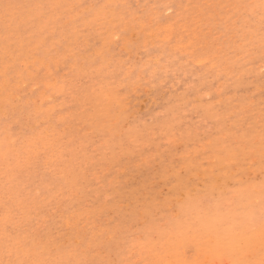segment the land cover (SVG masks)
Masks as SVG:
<instances>
[{
	"label": "rangeland",
	"instance_id": "1",
	"mask_svg": "<svg viewBox=\"0 0 264 264\" xmlns=\"http://www.w3.org/2000/svg\"><path fill=\"white\" fill-rule=\"evenodd\" d=\"M53 1L0 0V264H264V0Z\"/></svg>",
	"mask_w": 264,
	"mask_h": 264
},
{
	"label": "bare ground",
	"instance_id": "2",
	"mask_svg": "<svg viewBox=\"0 0 264 264\" xmlns=\"http://www.w3.org/2000/svg\"><path fill=\"white\" fill-rule=\"evenodd\" d=\"M5 1H6V0H5ZM8 1H10V0H7L6 4H7V3H10V2H8ZM23 1H24V0H23ZM46 1H48V0H46ZM57 1L59 2V0H57ZM57 1H53V3H54V2H57ZM72 1H73V0H72ZM85 1H87V0H85ZM88 1H89V0H88ZM93 1H94V0H93ZM106 1H107V0H106ZM174 1H175V0H174ZM251 1H253V0H251ZM3 2H4V1H3ZM3 2H2V3H3ZM17 2H18V1H17ZM29 2L31 3V1H29ZM33 2H34V1H33ZM43 2H45V1H43ZM51 2H52V0H51ZM58 2H57V3H58ZM74 2H75V1H74ZM83 2H84V1H83ZM95 2H98V1H95ZM0 3H1V2H0ZM11 3H12V2H11ZM18 3H19V2H18ZM24 3H27V2H24ZM30 3H29V4H30ZM45 3H46V2H45ZM64 3H65V2H64ZM64 3H63V4H64ZM71 3H73V2H71ZM75 3H76V2H75ZM77 3H79V2H77ZM88 3H89V2H88ZM101 3H102V2H101ZM160 3H161V2H160ZM162 3H163V2H162ZM166 3H167V2H166ZM188 3H189V2H188ZM200 3H201V2H200ZM249 3H250V2H249ZM6 4H4V5H6ZM21 4H22V2H21ZM21 4H18V5H21ZM46 4H47V3H46ZM60 4H61V3H60ZM66 4H67V3H65V5H66ZM91 4H93V3H91ZM11 5H12V4H11ZM18 5H17V6H18ZM35 5H36V4H35ZM43 5H44V4H43ZM55 5H56V7H57V4H56V3H55L53 6H55ZM75 5H76V4H75ZM89 5H90V4H89ZM89 5H86V6H89ZM110 5H111V4H110ZM39 6H40V5H39ZM63 6H64V5H63ZM67 6L69 7L70 5H67ZM72 6H74V3H73ZM72 6H71V7H72ZM103 6H104V5H103ZM153 6H155V5H153ZM153 6H152V7H153ZM158 6H159V5H158ZM233 6H234V5H233ZM31 7H33V4H32ZM37 7H38V6H37ZM59 7H60V6H59ZM59 7H58V8H59ZM64 7H65V6H64ZM81 7H82V6H81ZM91 7H92V6H91ZM49 8H50V7L48 6V9H49ZM86 8H87V7H86ZM107 8H108V7H107ZM113 8H114V7H113ZM150 8H151V7H150ZM150 8H149V9H150ZM2 9H3V8H2ZM4 9H5V8H4ZM30 9H31V8H28L27 10H30ZM38 9H39V10H42V9H40L39 7H38ZM48 9H46V11H45L46 14H47V16H48V13H47ZM50 9H51V8H50ZM50 9H49V10H50ZM64 9H65V8H64ZM64 9H63V10H64ZM93 9H94V8H93ZM93 9H92V10H93ZM95 9H96V7H95ZM110 9H111V8H110ZM149 9H148L147 11H149ZM22 10H23V9H21V11H22ZM52 10H53V8H52ZM61 10H62V8H61ZM61 10H60V11H61ZM77 10H78V9H77ZM77 10H76V8H75V10H74L75 12L73 13V15L76 14V11H77ZM86 10H87V9H86ZM100 10H101V9H99L98 11H100ZM108 10H109V8H108ZM140 10H142V9H140ZM197 10H198V9H197ZM213 10H214V9H213ZM11 11H14V10H11ZM58 11H59V10H58ZM79 11H83L82 8L79 9ZM103 11H104V10H103ZM105 11H107V10H105ZM225 11H226V10H225ZM3 12H6V10H4ZM55 12H56V11H55ZM92 12H93V11H92ZM110 12H111V11H109V13H110ZM151 12L154 13V11H151ZM21 13H22V12H21ZM53 13H54V12H53ZM78 13H79V12H78ZM82 13H83V12H82ZM88 13H89V12H88ZM90 13H91V12H90ZM116 13H117V12H116ZM149 13H150V12H149ZM176 13H177V12H176ZM176 13H175V14H176ZM10 14H11V13H10ZM14 14H15V13H14ZM17 14H18V13H17ZM40 14H42V13L40 12ZM56 14H57V13H56ZM158 14H159V13H158ZM25 15H26V14H25ZM35 15H36V14H35ZM73 15H72V16H73ZM84 15H85V14H84ZM86 15H87V13H86ZM104 15H105V13H104ZM172 15H173V14H172ZM208 15H209V14H208ZM257 15H258V14H257ZM15 16H16V15H15ZM17 16H18V15H17ZM47 16H46V17H47ZM51 16H52V15H51ZM64 16H65V15L63 14V16H61V17H64ZM66 16H67V15H66ZM69 16H70V18H71V15H69ZM69 16H68V18H67V21H68V22L70 21V20H68V19H69ZM77 16H78V15H76V17H77ZM136 16H137V15H136ZM13 17H14V16H13ZM31 17H32V16H31ZM81 17H82V16H81ZM96 17H98V16H96ZM105 17H106V16H105ZM120 17H121V16H120ZM180 17H181V16H180ZM186 17H187V16H186ZM186 17H185V18H186ZM18 18H19V17H18ZM21 18H22V17H21ZM57 18H58V17H56L55 19H56V20L61 19L60 17H59L58 19H57ZM73 18L76 19L75 17H73ZM73 18H72V19H73ZM135 18H136V17H135ZM149 18H150V17H149ZM221 18H222V17H221ZM252 18H254V17H252ZM8 19H9V17H8ZM74 19H73V20H74ZM88 19H90V18H88ZM109 19H110V18H109ZM109 19H108V20H109ZM116 19H117V18H116ZM128 19H129V18H128ZM158 19H159V18H158ZM198 19H199V18H198ZM213 19H214V18H213ZM27 20H29V19H27ZM45 20L48 21V19H44V21H45ZM53 20H54V19H53ZM73 20H72V21H73ZM108 20L106 19V21H108ZM112 20H113V19H112ZM132 20H133V19H132ZM149 20H150V19H149ZM149 20H148V21H149ZM42 21H43V18H42ZM51 21H52V20H51ZM59 21H60V20H59ZM64 21H65V20H64ZM64 21H63V22H64ZM76 21H77V20H76ZM88 21H89V20H88ZM104 21H105V20H104ZM154 21H155V20H154ZM179 21H180V20H179ZM263 21H264V20H263ZM10 22H11V20H10ZM22 22H23V21H22ZM101 22H102V21H101ZM124 22H126V21H124ZM140 22H141V21H140ZM195 22H196V21H195ZM195 22H194V23H195ZM47 23H48V22H47ZM61 23H62V22H61ZM66 23H67V22H66ZM71 23H72V22H70V24H71ZM73 23H74V22H73ZM76 23H77V22H76ZM86 23H87V21H86ZM134 23H137V22H134ZM149 23H150V22H149ZM149 23H148V24H149ZM263 23H264V22H263ZM7 24H8V23H7ZM24 24H25V23H24ZM38 24H39V23H37L36 26H37ZM45 24H46V23H45ZM57 24H58V23H57ZM64 24H65V22H64L62 25H64ZM95 24H96V23H95ZM97 24H98V23H97ZM188 24H189V23H188ZM215 24H216V23H215ZM8 25H9V24H8ZM8 25H7V27H8ZM29 25H30V24H29ZM41 25H42V24H41ZM43 25H44V23H43ZM58 25H59V24H58ZM84 25H85V24H84V21H83V26H84ZM88 25H89V24H88ZM124 25H125V24H124ZM124 25H122V26H124ZM135 25H136V24H135ZM138 25H139V24H138ZM178 25H181V24H178ZM225 25H226V24H225ZM259 25H260V24H259ZM259 25H258V26H259ZM0 26H1V25H0ZM16 26H18V25H16ZM27 26H28V25H27ZM38 26H40V25H38ZM46 26H48V24H47ZM51 26H52V25H51ZM60 26H61V24H60ZM69 26H70V25H69ZM89 26H90V25H89ZM113 26H115V23H113ZM125 26H126V25H125ZM142 26H143V25H142ZM142 26H141V27H142ZM149 26H150V25H149ZM158 26H159V25H158ZM164 26H165V25H164ZM166 26H167V25H166ZM234 26H235V25H234ZM254 26H255V25H254ZM1 27H2V26H1ZM3 27H4V26H3ZM11 27H12V26H11ZM31 27H32V26H31ZM129 27H130V26H129ZM194 27H195V26H194ZM23 28H24V27H23ZM53 28H54V27H53ZM66 28H67V27H66ZM82 28H83V27H80V29H82ZM95 28H97V27H95ZM255 28H256V27H255ZM37 29H39V28H37ZM78 29H79V28H78ZM104 29H106V28H104ZM143 29H144V28H143ZM167 29H168V27H167ZM170 29H171V28H169V30H170ZM177 29H179V28H177ZM3 30H4V29H3ZM53 30H54V29H53ZM60 30H61V29H60ZM123 30H124V29L122 28V32H123ZM140 30H142V29H140ZM182 30H184V29H181V31H182ZM39 31H41V29H40ZM74 31H75V30H74ZM74 31H72V32H74ZM95 31H96V30H95ZM138 31H139V30H138ZM239 31H240V30H239ZM252 31H253V30H252ZM261 31H262V30H261ZM263 31H264V30H263ZM72 32L69 31V33H72ZM97 32H98V30H97ZM102 32H103V31H102ZM140 32H141V31H140ZM159 32H160V31H159ZM178 32H179V31H178ZM240 32H241V31H240ZM27 33H28V32H27ZM32 33H33V32H32ZM32 33H31V34H32ZM46 33H47V32H46ZM67 33H68V32H67ZM138 33H139V32H138ZM252 33H253V32H252ZM11 34H12V33H11ZM29 34H30V33H29ZM43 34H45V32H44ZM78 34H80V33H78ZM110 34H112V31H111ZM132 34H133V33H132ZM148 34H149V33H148ZM152 34H153V33H152ZM169 34H170V32H169ZM186 34H187V33H186ZM186 34H185V35H186ZM188 34H189V33H188ZM256 34H257V33H256ZM36 35H37V33H36ZM48 35H49V32H48ZM68 35H70V34H68ZM105 35L108 36V33H105ZM240 35H242V34H240ZM8 36H9V35H8ZM11 36H13V35H11ZM18 36H19V33H18ZM39 36H40V35H39ZM53 36H54V35H53ZM53 36H52L51 38H53ZM106 36H105V37H106ZM149 36H150V35H149ZM151 36H152V35H151ZM166 36H168V34H167ZM205 36H206V35H205ZM231 36H232V34H231ZM258 36H259V35H258ZM45 37H46V36H45ZM102 37H103V36H102ZM108 37H110V36H108ZM111 37H112V36H111ZM162 37H163V36H162ZM169 37H170V36H168V39H169ZM15 38H16V36H15ZM99 38H101V37L99 36ZM114 38H115V37H114ZM114 38H113V40H114ZM129 38H130V37H129ZM154 38H155V37H154ZM193 38H196V37H193ZM214 38H215V37H214ZM236 38H237V37H236ZM248 38H249V37H248ZM251 38H252V37H251ZM260 38H261V37H260ZM40 39H42V38H40ZM56 39H57V38H56ZM58 39H59V38H58ZM72 39H73V38H72ZM108 39H109V38H108ZM108 39H107V40H108ZM111 39H112V38H110V40H111ZM143 39H145V38H143ZM156 39H158V38H156ZM162 39H163V38H162ZM196 39H197V38H196ZM15 40H16V39H15ZM42 40H43V39H42ZM46 40H47V39H46ZM68 40H69V39H68ZM73 40H74V39H73ZM81 40H82V39H81ZM123 40H124V39H123ZM164 40H167V39H164ZM181 40H182V39H181ZM213 40H214V39H213ZM235 40H236V39H235ZM245 40H246V39H245ZM61 41H62V40H61ZM108 41H109V40H108ZM108 41H105V42H108ZM127 41H128V40H127ZM148 41H149V40H148ZM257 41H258V40H256V42H257ZM6 42H7V41H6ZM6 42H4V43H6ZM13 42H14V41H13ZM44 42H45V40H44ZM53 42H54V41H53ZM83 42H84V41H83ZM129 42H130V41H129ZM190 42H191V41L188 42V45H189ZM258 42H259V41H258ZM24 43H26V42H23L22 44H24ZM40 43H41V42H40ZM101 43H102V42H100V44H101ZM121 43L124 44V42H121ZM144 43H145V42H144ZM146 43H147V42H146ZM191 43H192V42H191ZM204 43H206V42L204 41ZM8 44H9V43H8ZM32 44H33V43H32ZM34 44H35V43H34ZM34 44H33V45H34ZM38 44H39V43H38ZM57 44H58V43H57ZM63 44H64V42H63ZM108 44H109V42H108ZM244 44H245V42H244ZM17 45H18V44H17ZM33 45H31L30 47H32ZM58 45H60V44H58ZM101 45L103 46V44H101ZM124 45H125V44H124ZM126 45H127V44H126ZM177 45H178V44H177ZM177 45H176V46H177ZM229 45H230V44H229ZM258 45H259V44H258ZM2 46H3V45H2ZM2 46H0V47H2ZM18 46H21V44H19ZM84 46H85V45H84ZM104 46L106 47V45H104ZM104 46H103V47H104ZM127 46H128V45H127ZM186 46H187V43H186ZM251 46H252V45H251ZM39 47H40V46H39ZM43 47H44V46H43ZM51 47H52V45H51ZM51 47H50V45H49V48H51ZM103 47H102V48H103ZM8 48H9V47H8ZM20 48H21V47H20ZM33 48H35V47H32V49H33ZM44 48H45V47H44ZM44 48H43V49H44ZM52 48H54V47H52ZM96 48H97V47H96ZM100 48H101V47H100ZM118 48H119V47H118ZM215 48H218V47H215ZM251 48H252V47H251ZM32 49H29V50H32ZM43 49H42V52H43ZM57 49H58V48H57ZM59 49H60V48H59ZM110 49H111V48H110ZM120 49L122 50L121 46H120ZM201 49H203V48H201ZM201 49H200V50H201ZM12 50H13V49H11V51H12ZM27 50H28V48H27ZM27 50H26V51H27ZM55 50H56V48H55L53 51H55ZM67 50H68V49H67ZM102 50H103V49H102ZM102 50H100V51H102ZM123 50H124V49H123ZM182 50H183V49H182ZM182 50H181V51H182ZM194 50H195V49H194ZM200 50H199V51H200ZM235 50H236V49H235ZM32 51H33V50H32ZM39 51H40V50H39ZM106 51H107V48H106ZM114 51H115V50H113V52H114ZM19 52H20V51H19ZM33 52H34V51H33ZM42 52H41V53H42ZM45 52L47 53L48 51H45ZM51 52H52V51H51ZM55 52H56V51H55ZM110 52H111V51H110ZM110 52H109V53H110ZM148 52H149V51H148ZM185 52H186V51H185ZM190 52H192V50H191ZM217 52H218V51H217ZM226 52H227V51H226ZM232 52H234V51H232ZM247 52H248V51H247ZM24 53H25V52H24ZM26 53H27V52H26ZM29 53H30V52H29ZM36 53H37V52H36ZM116 53H117V52H116ZM235 53H236V52H235ZM249 53H250V52H249ZM16 54H17V53H16ZM27 54H28V53H27ZM42 54H43V53H42ZM42 54H41L40 56H43ZM69 54H71V53H69ZM104 54H105V53H104ZM106 54H108V53H106ZM110 54H111V53H110ZM30 55H31V57L34 56V55H32V54H30ZM49 55H50V52H49ZM49 55H48V56H49ZM53 55H54V54H53ZM57 55H58V54H57ZM77 55H78V54H77ZM77 55H75V56H77ZM95 55H97V54H95ZM102 55H103V53H102ZM250 55H251V54H250ZM261 55H262V54H261ZM1 56H2V55H1ZM21 56H22V54H21ZM23 56H24V55H23ZM23 56H22V57H23ZM46 56H47V55H46ZM69 56H70V55H69ZM75 56H73V57H75ZM97 56H98V55H97ZM159 56H160V55H159ZM185 56H186V55H185ZM26 57H28V56H26ZM31 57H29L30 60H31ZM89 57H90V55H89ZM123 57H124V56H123ZM177 57H178V56H177ZM213 57H215V56H213ZM216 57H217V56H216ZM16 58H18V57H16ZM53 58H54V57H53ZM57 58H58V56H57ZM62 58H64V57H62V55H61V58H60V59H61V60H64V59H62ZM93 58H94V57H93ZM100 58L102 59V57H100ZM104 58H105V57H104ZM135 58H136V57H135ZM211 58H212V57H211ZM226 58H227V57L225 56L224 59H226ZM245 58H246V57H245ZM250 58H251V57H250ZM252 58H253V57H252ZM7 59H8V58H7ZM20 59H23V58H20ZM27 59H28V58H27ZM32 59H33V58H32ZM35 59H36V58H35ZM37 59H38V57H37ZM41 59H42V58H41ZM60 59H56V61H57V60H60ZM73 59H74V58H73ZM78 59H79V58H78ZM47 60H48V59H47ZM53 60H54V59H53ZM74 60H75V59H74ZM82 60H83V59H82ZM86 60H87V59H86ZM116 60H117V59H116ZM128 60H129V59H128ZM150 60H151V59H150ZM233 60H234V59H233ZM1 61H2V60H1ZM12 61H13V60H12ZM18 61H20V60H18ZM21 61H22V60H21ZM39 61H40V59H39ZM45 61H46V60H45ZM49 61H51V60L49 59ZM54 61H55V60H54ZM56 61H55V62H56ZM91 61H92V60H91ZM96 61H97V59H96ZM114 61H115V60H114ZM202 61H203V60H202ZM202 61H200V63H201ZM219 61L222 63V60H220V58H219ZM240 61H243V60H240ZM22 62H23V61H22ZM27 62H28V61H27ZM43 62H44V61H43ZM55 62H53V64H54ZM61 62H62V61H60V62H58V63H61ZM78 62H79V61H78ZM98 62H99V61H98ZM117 62H118V61H116V63H117ZM119 62H120V61H119ZM172 62H173V61H172ZM226 62H227V61H226ZM236 62H237V61H236ZM12 63H13V62H12ZM16 63H17V62H16ZM24 63H25V62H24ZM30 63H32V61H30ZM37 63H38V61H37ZM48 63H49V62H48ZM51 63H52V61H51ZM74 63H75V62H74ZM74 63H73V65H74ZM76 63H77V62H76ZM85 63H86V62H84L83 64H85ZM89 63H90V62H88V64H89ZM94 63H95V62H94ZM106 63H107V62H106ZM130 63H131V62H130ZM145 63H146V62H145ZM145 63H143V64H145ZM154 63H155V62H154ZM198 63H199V62H198ZM200 63H199V64H200ZM206 63H207V60H206ZM206 63H205V64H206ZM234 63H235V62H234ZM49 64H50V63H49ZM67 64H69V63H67ZM83 64H82V65H83ZM90 64H91V63H90ZM121 64H122V63H120V65H121ZM172 64H173V63H172ZM196 64H197V63H196ZM205 64H204V65H205ZM236 64H237V63H236ZM17 65H18V64H17ZM22 65H23V64H22ZM59 65H60V64H59ZM59 65H57V66H59ZM106 65H108V64H106ZM106 65H105V66H106ZM112 65H113V64H112ZM117 65L119 66L118 63H117ZM117 65H116V66H117ZM124 65H125V63H124ZM178 65H179V64H178ZM216 65H217V64H216ZM6 66H7V65H5L4 67H6ZM30 66H31V65H30ZM32 66H33V64H32ZM69 66L72 67L71 65H69ZM74 66H75V65H74ZM84 66H85V65H84ZM86 66H87V63H86ZM98 66H99V65H98ZM98 66H97V67H98ZM102 66H103V65H102ZM102 66H101V68H102ZM109 66H110V65H109ZM116 66H115V68H116ZM127 66H128V65H127ZM127 66L125 65V67H127ZM146 66H147V65H146ZM161 66H162V65H161ZM166 66H167V65H166ZM168 66H169V65H168ZM194 66H195V65H194ZM210 66H212V65H210ZM225 66H226V65H225ZM225 66H224V68H225ZM231 66H233V64H232ZM20 67L23 68L24 66H21V65H20ZM45 67H46V66H45ZM77 67H78V66H77ZM99 67H100V66H99ZM99 67H98V68H99ZM112 67H113V66H112ZM133 67H134V65H133ZM249 67H250V66H249ZM32 68H33V67H32ZM32 68H30V69L27 68V69H28V71L30 72V70H31ZM37 68H38V67H37ZM46 68H47V67H46ZM48 68H49V67H48ZM73 68H75V67H72V69H73ZM78 68H79V67H78ZM92 68H93V66H92ZM98 68H97V69H98ZM109 68H110V67H109ZM123 68H124V67H123ZM138 68H139V67H138ZM143 68H144V67H143ZM143 68H142V69H143ZM159 68H160V67H159ZM166 68H167V67H166ZM179 68H180V67H179ZM185 68H186V67H185ZM208 68H209V67H208ZM239 68H240V67H239ZM247 68H248V67H247ZM263 68H264V67H263ZM4 69H5V68H4ZM4 69H3V71H5ZM16 69H17V67H16ZM19 69L21 70V68H19ZM23 69H24V68H23ZM55 69H56V66H55ZM90 69H91V67H90ZM93 69H95V67H94ZM102 69H103V68H102ZM104 69H105V68H104ZM111 69H112V68H111ZM125 69H126V68H125ZM131 69H132V68H131ZM131 69L128 70V72H133L132 70H135L134 68H133L132 70H131ZM161 69H162V68H161ZM25 70H26V69H25ZM37 70H38V69H37ZM39 70H40V69H39ZM64 70H65V68H64ZM73 70H74V69H73ZM85 70H86V69H85ZM108 70L110 71V69H108ZM114 70H115V69H114ZM114 70H113V71H114ZM152 70H153V69H152ZM182 70H183V69H182ZM203 70H204V69H203ZM229 70H230V69H229ZM239 70H240V69H239ZM22 71H23V70H22ZM53 71H54V70H53ZM65 71H66V70H65ZM69 71H70V70H69ZM78 71H79V70H78ZM78 71H77V72H78ZM87 71H88V70H87ZM95 71H96V69H95ZM119 71H121V70H119ZM122 71H123V70H122ZM122 71H121V72H122ZM141 71H142V70H141ZM141 71H140V72H141ZM187 71H188V70H187ZM200 71H201V70H200ZM248 71H249V70H248ZM10 72L12 73V70H11ZM14 72H15V71H14ZM66 72H67V71H66ZM80 72H81V71H80ZM83 72H84V71H83ZM89 72H90V71H89ZM154 72H155V71H154ZM165 72H166V71H165ZM203 72H204V71H203ZM16 73H18V72H16ZM50 73H51V72H50ZM50 73H49V74H50ZM56 73H57V72H56ZM100 73H101V72H100ZM148 73H149V72H148ZM230 73H231V72H230ZM2 74H3V73H2ZM22 74H23V73H22ZM30 74H31V73H30ZM38 74H39V73H38ZM45 74H46V73H45ZM45 74H44V75H45ZM49 74H48V75H49ZM53 74H55V73H53ZM64 74H65V72H64ZM64 74H63V75H64ZM82 74H83V73H82ZM143 74H144V73H143ZM173 74H174V73H173ZM203 74H204V73H203ZM7 75H8V73H7ZM9 75H10V74H9ZM14 75H15V74H14ZM17 75H18V74H17ZM31 75H32V74H31ZM33 75H35V74H33ZM42 75H43V74H42ZM55 75H57V74H55ZM87 75H88V72H87ZM126 75H127V74H126ZM128 75H129V73H128ZM214 75H215V74H214ZM217 75H218V74H217ZM1 76H2V75H1ZM58 76H59V74H58ZM60 76H61V75H60ZM84 76H85V75H84ZM141 76H142V75H141ZM197 76H198V74H197ZM199 76H200V75H199ZM6 77H7V76H6ZM6 77H5V78H6ZM22 77H23V76H22ZM175 77H176V76H175ZM182 77H183V76H182ZM14 78H15V76H14ZM23 78H24V77H23ZM29 78H30V77H29ZM34 78H35V77H34ZM54 78H55V77H54ZM122 78H123V77H122ZM215 78H216V77H215ZM63 79H65V77H64ZM63 79H62V82H64ZM120 79H121V78H120ZM120 79H119V80H120ZM137 79H138V78H137ZM0 80L3 81L2 79H0ZM7 80H8V79H7ZM7 80H6V81H7ZM9 80H10V79H9ZM22 80H23V79H22ZM56 80H57V79H56ZM56 80H55V82H56ZM129 80H130V79H129ZM215 80H216V79H215ZM224 80H225V78H224ZM1 81H0V82H1ZM11 81H12V80H11ZM18 81H20V80L18 79ZM29 81H31V80L29 79ZM38 81H39V80H38ZM59 81H60V80H59ZM133 81H135V80H133ZM133 81H132V82H133ZM23 82H24V80H23ZM27 82H28V81H27ZM35 82H37L36 79H35ZM77 82H78V81H77ZM120 82H121V84H122V81H120ZM130 82H131V80H130ZM165 82H167V81H165ZM168 82H169V81H168ZM9 83H10V82H9ZM37 83H39V82H37ZM1 84L3 85L4 83H1ZM22 84H23V83H22ZM24 84H25V83H24ZM39 84H40V83H39ZM51 84H52V83H51ZM114 84H115V83H114ZM124 84H125V83H124ZM126 84H129L128 81H126ZM220 84H221V83H220ZM37 85H38V84H37ZM118 85H119V84H118ZM118 85H117V86H118ZM122 85H123V84H122ZM130 85H131V84H130ZM221 85H222V84H221ZM221 85H220V87H221ZM223 85H224V84H223ZM0 86H1V85H0ZM3 86H4V85H3ZM11 86H12V85H11ZM11 86H10V87H11ZM18 86H19V85H18ZM21 86H22V85H21ZM58 86H59V85H58ZM152 86H153V85H152ZM216 86H217V85H216ZM12 87H13V86H12ZM15 87H16V86H15ZM48 87H49V85H48ZM56 87H57V86H56ZM63 87H65V86H63ZM128 87H130V86H128ZM135 87H136V86H135ZM3 88H5V87H3ZM7 88H8V87H7ZM33 88H35V87L33 86ZM33 88H31V89H32L31 91H33ZM36 88H37V87H36ZM200 88H201V87H200ZM221 88H222V87H221ZM23 89H24V88H23ZM59 89H60V86H59ZM61 89H62V88H61ZM201 89H202V88H201ZM253 89H254V88H253ZM7 90H8V89H7ZM11 90H12V89H11ZM36 90H37V89H36ZM54 90H55V89H54ZM20 91H21V89H20ZM20 91H19V92H20ZM52 91H53V90H52ZM204 91H205V90H204ZM204 91H203V92H204ZM256 91H257V90H256ZM9 92H10V91H9ZM9 92L7 91L8 95H9ZM42 92L45 93V91H43V90H42ZM50 92H51V91H50ZM199 92H200V91H199ZM201 92H202V91H201ZM3 93H4V92H3ZM3 93H2V95H3ZM11 93H12V91L10 92V94H11ZM59 93H60V91H59ZM257 93H258V92H257ZM12 94H13V93H12ZM12 94H11V95H12ZM17 94H18V93H17ZM25 94H26V92H25ZM41 94H42V93H40V95H41ZM68 94H69V93H68ZM160 94H161V93H160ZM205 94H206V93H205ZM207 94H208V92H207ZM242 94H243V93H242ZM4 95H5V93H4ZM6 96H7V95H6ZM205 96H207V97H206V99H207V98H208V95H205ZM232 96H233V95H232ZM8 97H9V96H8ZM8 97H7V98H8ZM12 97H13V96H12ZM51 98H52V97H51ZM2 99H3V98H2ZM13 99H14V98H13ZM53 99H54V98H53ZM250 99H251V98H250ZM4 100H5V99H4ZM7 100H8V99H7ZM45 100H46V99H45ZM49 100H50V99H49ZM0 101H1V98H0ZM220 101H221V100H220ZM6 102H7V101H6ZM218 102H219V101H218ZM0 103H1V102H0ZM7 103H8V102H7ZM2 105H3V101H2ZM19 105H20V104H19ZM0 106H1V105H0ZM11 106H13V105H11ZM20 106H21V105H20ZM28 106H29V105H28ZM142 106H143V105H142ZM211 106H213V104H212ZM26 107H27V105H26ZM19 108H20V107H19ZM37 108H38V105H37ZM106 108H107V107H106ZM203 108H204V106H203ZM12 109H13V108H12ZM209 109H211V108H209ZM2 111H3V110H2ZM36 111H37V110H36ZM163 111H164V110H163ZM11 112H12V111H11ZM34 112H35V111H34ZM116 112H117V111H116ZM2 113H3V112H2ZM2 113H0V114H2ZM26 113H27V112H26ZM38 113H39V112H38ZM50 113H51V111H50ZM103 113H105V112H103ZM210 113H211V112H210ZM32 114H33V113H32ZM48 114H49V113H48ZM2 116H4V115H2ZM8 116H9V115H8ZM61 116H62V115H61ZM63 116H64V115H63ZM105 116H106V115H105ZM154 116H155V115H154ZM194 116H195V115H194ZM5 117H6V116H5ZM32 117H33V116H32ZM26 118H27V117H26ZM155 118H156V117H155ZM15 120H17V118H16ZM40 121H41V120H40ZM61 121H62V119H61ZM212 121H213V120H212ZM35 125H36V124H35ZM257 125H258V124H257ZM32 126H33V125H32ZM207 126H208V125H207ZM8 127H9V126H8ZM33 127H34V126H33ZM51 128H52V126H51ZM6 129H7V128H6ZM34 129H35V128H34ZM41 129H42V128H41ZM62 130H63V129H62ZM40 131H41V130H40ZM43 131H44V130H43ZM51 131H52V130H51ZM48 133H49V132H48ZM4 134H5V133H4ZM21 134H23V132H22ZM52 134H54V133H52ZM5 135H6V134H5ZM5 135H4V136H5ZM32 135H33V134H32ZM6 136H7V135H6ZM9 136H10V135H9ZM25 136H26V135H25ZM28 136H29V135H28ZM37 136H38V135H37ZM50 136H51V135H50ZM26 137H27V136H26ZM33 137H35V136H33ZM13 138H14V137H13ZM37 138H38V137H37ZM41 138H42V137H41ZM50 138H51V137H50ZM52 138H53V137H52ZM57 138L59 139V137H57ZM11 139H12V138H11ZM31 139H32V138H31ZM58 139H56V140H58ZM61 139H63V138H61ZM7 140H8V139H7ZM48 140H49V139H48ZM51 140H54V139H51ZM51 140H50V141H51ZM8 141H10V140H8ZM23 141H24V140H23ZM32 141H33V140H32ZM39 141H40V140H39ZM0 142H1V141H0ZM10 142H11V141H10ZM13 142H14V141H13ZM37 142H38V141H36V143H37ZM54 142H55V141H54ZM218 142H219V141H218ZM8 143H9V142H8ZM28 143H30V142H28ZM39 143H40V142H39ZM260 143H261V142H260ZM17 144H18V143H17ZM34 144H35V143H34ZM42 144H43V142H42ZM45 144H46V143H45ZM12 145H13V144H12ZM30 145H31V143H30ZM39 145H41V144H39ZM35 146L37 147V145H35ZM35 146H33V147H35ZM48 146H49V145H48ZM53 146H54V144H53ZM53 146H51V147L53 148ZM16 147H17V146H16ZM44 147H45V146H44ZM46 148H47V147H46ZM62 148H63V147H62ZM20 149H21V148H20ZM30 149H31V148H30ZM47 150H48V149H47ZM50 150H51V149H50ZM53 150H54V149H53ZM3 151H4V150H3ZM34 151H35V150H34ZM41 151H42V150H41ZM61 151H62V150H61ZM215 151H216V150H215ZM241 151H242V150H241ZM36 152H38V151H36ZM39 152H40V150H39ZM45 152H46V151H45ZM58 152H59V151H58ZM210 152H211V151H210ZM1 153H2V152H1ZM1 153H0V155H1ZM27 153H29V155H30L32 152L30 153V152H27V151H26V154H27ZM33 153H34V152H33ZM3 154H4V152H3ZM55 154H56V153H55ZM223 154H224V153H223ZM50 155H51V154H50ZM58 155L60 156V154H58ZM63 155H64V154H63ZM30 156H32V155H30ZM34 156H35V155H34ZM38 156H39V155H38ZM1 157L3 158L4 156H1ZM28 157H29V156H28ZM28 157H27V158H28ZM32 157H33V156H32ZM32 157H31V158H32ZM54 157H55V156H54ZM56 157H57V156H56ZM4 158H5V157H4ZM23 158H25V157L23 156ZM31 158H30V159H31ZM34 158H36V157H34ZM47 158H48V157H47ZM47 158H46V159H47ZM58 158H59V157H58ZM21 159H22V157H21ZM25 159H26V158H25ZM28 159H29V158H28ZM184 159H185V158H184ZM188 159H189V158H188ZM57 160H58V159H57ZM233 160H234V159H233ZM18 161H20V160H18ZM28 161H29V160H28ZM32 161H33V160H32ZM35 161H36V160H35ZM35 161H33V162H35ZM44 161H45V160H44ZM50 161H55V159H54V160L51 159ZM237 161H238V160H237ZM244 162H245V161H244ZM22 163H23V162H22ZM28 163H29V162H28ZM219 163H220V162H219ZM3 164L5 165L4 162H3ZM3 164H2V165H3ZM23 164H26V163L24 162ZM45 164H46V163H45ZM47 164H48V163H47ZM17 165H18V164H17ZM6 166L8 167V164H7ZM6 166H4V167H6ZM215 166H216V165H215ZM16 167H17V166H16ZM16 167H15V168H16ZM49 167H50V166H49ZM45 168H46V167H45ZM48 169H49V168H48ZM152 169H153V168H152ZM193 170H194V169H193ZM205 170H206V169H205ZM258 170H259V169H258ZM13 171H14V169L12 170V172H13ZM1 172H2V171H1ZM3 172H4V171H3ZM3 172H2V173H3ZM48 172H49V171H48ZM58 172H59V171H58ZM105 172H106V171H105ZM181 172H182V171H181ZM4 173H7V172H4ZM4 173L1 174V175H4ZM149 173H150V172H149ZM7 174H9V173H7ZM11 174H12V173H11ZM8 176H9V175H8ZM203 177H204V176H203ZM213 178H214V177H213ZM241 178H242V177H241ZM150 179H151V178H150ZM206 179H207V178H206ZM260 179H261V178H260ZM5 180H7V179L5 178V179H4V182H5ZM9 180H10V179H9ZM128 180H129V179H128ZM188 180H189V179H188ZM1 181H2V180H1ZM97 181H98V180H97ZM2 182H3V181H2ZM2 182H1V183H2ZM139 182H140V181H139ZM193 182H194V181H193ZM6 183H7V182H6ZM6 183H5V184H6ZM10 183H11V182H10ZM18 183H19V182H18ZM147 183H148V182H147ZM187 183H188V182H187ZM207 183H208V181H207ZM19 184H20V183H19ZM181 184H182V183H181ZM196 184H197V183H196ZM201 184H202V183H201ZM215 184H216V183H215ZM244 184H245V183H244ZM184 185H186V183H185ZM4 186H5V185H4ZM5 188H7V187H5ZM137 189H138V188H137ZM159 189H160V188H159ZM12 190H13V189H12ZM12 190H11V191H12ZM0 191H1V190H0ZM189 191H190V190H189ZM133 192H134V191H133ZM225 192H226V191H225ZM5 193H6V192H5ZM5 193H4V195H6ZM9 193H10V192H9ZM9 193H8V194H9ZM11 193H12V192H11ZM75 193H76V192H75ZM233 193H234V192H233ZM155 194H156V193H155ZM198 194H199V192H198ZM200 194H201V193H200ZM228 194H229V193H228ZM1 195H2V193L0 194V198L3 197V196H1ZM171 195H172V194H171ZM189 195H190V194H189ZM202 195H203V194H202ZM254 195H255V194H254ZM164 196H165V195H164ZM18 197H19V196H18ZM167 197H168V196H167ZM15 198H16V197H15ZM262 198H263V197H262ZM206 199H207V198H206ZM9 200H10V199H9ZM40 200H41V199H40ZM228 201H229V200H228ZM262 201H263V200H262ZM226 202H227V201H226ZM257 202H258V201H257ZM153 203H154V202H153ZM156 203H157V202H156ZM207 204H208V203H207ZM86 205H87V204H86ZM204 205H205V203H204ZM0 206H1V204H0ZM2 206H3V204H2ZM12 206H13V205H12ZM2 208H3V207H2ZM168 209H169V208H168ZM172 209H173V208H172ZM54 211H55V210H54ZM214 211H215V210H214ZM239 211H240V210H239ZM3 212L5 213V211H3ZM60 212H61V211H60ZM77 212H78V211H77ZM77 212H76V213H77ZM80 212H81V211H80ZM199 212H200V211H199ZM243 212H244V211H243ZM4 213H3V214H4ZM155 213H156V212H155ZM238 213H239V212H238ZM67 214H68V213H67ZM69 214H70V213H69ZM77 214H78V213H77ZM246 214H247V213H246ZM154 215H155V214H154ZM257 215H258V214H257ZM63 216H64V215H63ZM63 216H62V217H63ZM112 216H113V215H112ZM47 217H48V216H47ZM70 217H71V215H70ZM70 217H68V218L70 219ZM72 217H74V216H72ZM72 217H71V219H72ZM113 217H114V216H113ZM159 218H160V217H159ZM86 219L88 220L87 217H86ZM6 220H7V219H6ZM14 220H15L14 218H13V220H12V218H11V221H14ZM65 220H66V219H65ZM67 220H68V219H67ZM7 221H8V220H7ZM9 221H10V220H9ZM64 222L66 223V221H64ZM64 222H63V223H64ZM143 222H144V221H143ZM84 223H85V222H84ZM84 223H82V225H84ZM223 223H224V222H223ZM72 224H73V223H72ZM78 224H79V223H78ZM80 224H81V223H80ZM242 224H243V223H242ZM63 225H64V224H63ZM63 225H62V226H63ZM73 225H74V224H73ZM0 226H1V225H0ZM14 226H15V225H14ZM66 226H67V225H66ZM223 226H224V225H223ZM231 226H232V225H231ZM15 227H16V226H15ZM81 227L83 228L84 226H81ZM97 227H99V226L97 225ZM10 228H11V227H10ZM12 228H13V227H12ZM12 228H11V229H12ZM65 230H66V229H65ZM98 230H99V229H98ZM109 230H110V229H109ZM256 230H257V229H256ZM99 232H100V231H99ZM84 233H85V232H84ZM91 233H92V232H91ZM91 233H90V234H91ZM246 233H247V232H246ZM95 234H96V233H95ZM95 234H94V235H95ZM18 235H19V234H18ZM94 235L92 234V236H94ZM104 236H105V235H104ZM187 236H188V235H187ZM209 236H210V235H209ZM233 238H234V237H233ZM236 238H237V237H236ZM68 240H69V239H68ZM108 240H109V239H108ZM75 242H76V241H75ZM84 242H85V241H84ZM254 242H255V241H254ZM137 243H138V242H137ZM241 244H242V243H241ZM136 245L138 246V244H136ZM80 246H81V245H80ZM111 246H112V245H111ZM135 247H136V246H135ZM140 247H142V246H140ZM232 247H233V246H232ZM202 248H204V247H202ZM217 249H218V248H217ZM261 249H262V248H261ZM34 250H35V249H34ZM236 250H237V249H236ZM24 251H25V250H24ZM82 251H83V250H82ZM159 251H160V250H159ZM248 251H249V250H248ZM34 252H35V251H34ZM140 252H142V251H140ZM157 252H158V251H157ZM170 252H171V251H170ZM174 252H175V251H174ZM256 252H257V251H256ZM128 253H129V252H128ZM195 253H196V252H195ZM73 254H74V253H73ZM11 255H12V254H11ZM233 255H234V254H233ZM139 256H140V255H139ZM263 256H264V255H263ZM3 257H4V256H3ZM53 257H54V256H53ZM134 257H135V256H134ZM137 257H138V256H137ZM205 257H206V256H205ZM242 257H243V256H242ZM242 257H241V258H242ZM202 258H203V257H202ZM250 258H251V257H250ZM51 259H52V258H51ZM80 259H81V258H80ZM137 259H138V258H137ZM245 259H246V258H245ZM251 259H252V258H251ZM31 260H32V258H31ZM114 260H115V259H114ZM126 261H127V260H126ZM135 261H136V260H135ZM50 262H51V261H50ZM155 262H156V261H155ZM162 262H165V260L162 261ZM259 262H260V261H259ZM259 262H258V263H259ZM134 263H136V262H134ZM151 263H153V262H151ZM151 263H150V264H151ZM158 263H159V262H158ZM42 264H43V263H42ZM44 264H45V263H44ZM138 264H139V263H138ZM148 264H149V263H148ZM156 264H157V263H156Z\"/></svg>",
	"mask_w": 264,
	"mask_h": 264
},
{
	"label": "snow or ice",
	"instance_id": "3",
	"mask_svg": "<svg viewBox=\"0 0 264 264\" xmlns=\"http://www.w3.org/2000/svg\"><path fill=\"white\" fill-rule=\"evenodd\" d=\"M261 8L264 9V3L261 4Z\"/></svg>",
	"mask_w": 264,
	"mask_h": 264
}]
</instances>
